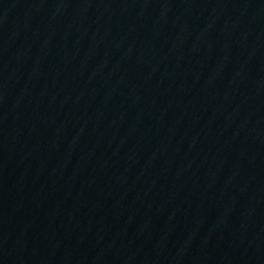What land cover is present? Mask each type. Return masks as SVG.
<instances>
[{
	"label": "water",
	"instance_id": "95a60500",
	"mask_svg": "<svg viewBox=\"0 0 264 264\" xmlns=\"http://www.w3.org/2000/svg\"><path fill=\"white\" fill-rule=\"evenodd\" d=\"M0 264H264V0H0Z\"/></svg>",
	"mask_w": 264,
	"mask_h": 264
}]
</instances>
